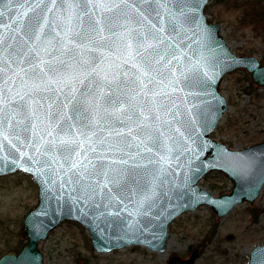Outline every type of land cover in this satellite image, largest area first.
Masks as SVG:
<instances>
[{"label":"water","instance_id":"obj_1","mask_svg":"<svg viewBox=\"0 0 264 264\" xmlns=\"http://www.w3.org/2000/svg\"><path fill=\"white\" fill-rule=\"evenodd\" d=\"M208 2L0 0V176L37 186L24 243L0 264H44L39 244L63 221L96 252H163L180 214L222 217L260 196L264 139L232 148L211 133L228 108L223 76L243 69L264 87V60L230 48ZM212 171L228 192L200 185ZM246 264H264V243Z\"/></svg>","mask_w":264,"mask_h":264},{"label":"rangeland","instance_id":"obj_2","mask_svg":"<svg viewBox=\"0 0 264 264\" xmlns=\"http://www.w3.org/2000/svg\"><path fill=\"white\" fill-rule=\"evenodd\" d=\"M205 13L209 22L220 25L236 54H253L264 60V37L242 24L241 10H229L221 0H209ZM247 77L245 70L236 69L225 74L220 83L228 108L211 136L232 148L264 139V87L245 91ZM199 183L214 195L228 192L232 186L217 171L208 172ZM263 195L264 190L254 203H239L222 217L207 205L180 214L169 224L170 236L163 252L136 245L96 252L85 228L73 221L61 222L39 248L44 264H169L172 256L186 258L194 250L199 253L194 264H246L251 247L264 243V217L260 214L256 221L253 216V209L263 205ZM36 202L37 186L29 174L0 176V255L22 247V218Z\"/></svg>","mask_w":264,"mask_h":264},{"label":"trees","instance_id":"obj_3","mask_svg":"<svg viewBox=\"0 0 264 264\" xmlns=\"http://www.w3.org/2000/svg\"><path fill=\"white\" fill-rule=\"evenodd\" d=\"M221 2L227 4L229 10H241L242 24L251 26L252 31L264 37V0H221ZM247 81L248 87H244L245 91L249 90L250 92L251 89L260 87L255 85L248 77ZM262 190H264V186ZM260 214L264 217V200L263 205L259 209H253V216L256 221H258Z\"/></svg>","mask_w":264,"mask_h":264}]
</instances>
